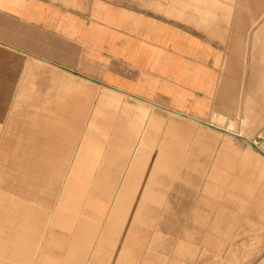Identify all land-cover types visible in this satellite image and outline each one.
Instances as JSON below:
<instances>
[{
  "label": "rangeland",
  "instance_id": "374dc122",
  "mask_svg": "<svg viewBox=\"0 0 264 264\" xmlns=\"http://www.w3.org/2000/svg\"><path fill=\"white\" fill-rule=\"evenodd\" d=\"M121 1L201 37L227 56L229 67L219 68L227 89L219 90L215 105L235 120L206 126L172 111L166 121L154 118L155 177L135 179L139 183L129 187L123 205L127 210L107 221L98 214L108 212L123 179L80 177L95 174L90 171L97 166L91 169L83 152L75 155L76 143L68 139L75 134L79 140L80 124L72 128L67 112L79 116L82 105L90 108L94 99L83 96L96 89L88 80L0 44V264H250L264 254V151L247 139L255 140L256 132L264 138V0H244L234 20L233 0ZM239 128L244 135L235 134ZM19 166L54 168L58 175L82 180L85 193L80 203H69L66 223L46 219L63 178L49 188L44 180L52 174L44 169V182L28 186L31 172ZM146 188L154 193L143 195ZM22 205L34 206L35 221L8 216ZM29 229H35V237L24 250L16 238Z\"/></svg>",
  "mask_w": 264,
  "mask_h": 264
},
{
  "label": "crops",
  "instance_id": "0c3cea01",
  "mask_svg": "<svg viewBox=\"0 0 264 264\" xmlns=\"http://www.w3.org/2000/svg\"><path fill=\"white\" fill-rule=\"evenodd\" d=\"M243 6L244 0H233L230 9L233 20ZM0 44L88 80L96 89L83 96L94 101L90 108L82 105L77 111L81 117L74 111L67 112L72 114V128L80 124L76 129L79 140L75 141V134L68 139L76 143L75 155L83 152L89 156L90 168L97 166L90 171L95 174L80 177L123 179L112 192L113 203L108 212L98 214L104 220L114 219L119 211L127 210L123 205L128 200L129 187L139 183L135 179L155 177L154 118L166 121L172 111L206 126L225 119L235 120L215 105L219 90L223 93L227 89L226 76H221L223 80L219 77V68L228 64L227 56L217 53L216 47L201 37L121 0L72 4L56 0H0ZM231 47L232 50L236 47L234 39ZM58 79L68 89H74L64 79ZM205 114L207 120L200 117ZM235 134L244 135V131L239 128ZM253 137L255 140L248 136L247 139L264 151V138L259 132ZM251 154L248 149L247 157ZM255 161L263 162L259 157ZM50 169L46 168L52 174L48 178L49 188L55 186L58 178L63 179L58 182L56 202L46 212V219L66 223L71 200L80 203L83 198V182L72 174L58 175L57 170ZM31 174L42 176L41 171ZM152 192L146 188L142 194L148 196ZM24 205L8 214L11 218L21 215L35 221L37 210L32 205L26 210ZM23 234L17 236L16 242L28 250L35 229ZM250 264H264V254Z\"/></svg>",
  "mask_w": 264,
  "mask_h": 264
},
{
  "label": "bare ground",
  "instance_id": "6f19581e",
  "mask_svg": "<svg viewBox=\"0 0 264 264\" xmlns=\"http://www.w3.org/2000/svg\"><path fill=\"white\" fill-rule=\"evenodd\" d=\"M208 7V6H207ZM212 7V6H211ZM171 9V8H170ZM214 9V8H213ZM169 10V9H168ZM173 10V9H172ZM162 11H164V10H162ZM175 15V14H174ZM173 15V16H174ZM15 101V100H14ZM44 101V100H43ZM14 103V102H13ZM15 104V103H14ZM55 105V104H54ZM56 106V105H55ZM59 110V109H58ZM63 110V109H62ZM54 111V110H53ZM59 112H60V110H59ZM80 115H82L81 113H80ZM60 117V116H59ZM79 117H81V116H79ZM40 118V117H39ZM83 118V117H82ZM81 118V119H82ZM79 119V121L81 122L82 121V123H84V119ZM26 120V119H25ZM41 121H42V119H40ZM44 120V119H43ZM29 121V120H28ZM40 121V122H41ZM73 121V120H72ZM29 123V122H28ZM27 123V125H29ZM43 123V122H42ZM32 124V123H31ZM19 125V124H18ZM43 125V124H42ZM45 125V124H44ZM43 125V126H44ZM20 126V125H19ZM13 127V126H12ZM26 128L28 127V126H25ZM31 127V126H30ZM33 127V126H32ZM14 128V127H13ZM49 128V127H48ZM13 130V129H12ZM25 130V129H24ZM31 131V130H30ZM43 133L44 132H46V131H42ZM51 133V132H50ZM39 136V135H38ZM29 137V136H28ZM35 137V136H34ZM33 137V138H34ZM25 138H26V136H25ZM35 139V138H34ZM38 139V138H37ZM31 142H33V141H31ZM48 142V141H47ZM44 143H45V141H44ZM50 143V142H49ZM7 144V143H6ZM24 144H25V142H24ZM32 144H34V143H32ZM39 144V143H38ZM41 144V143H40ZM48 144V143H47ZM11 145V144H10ZM12 146H13V143H12ZM52 146V145H51ZM5 148H6V146H4ZM40 147V146H39ZM60 147V146H59ZM42 149V148H41ZM51 149V148H50ZM37 150V149H36ZM40 150V149H39ZM47 150H48V148H47ZM20 152V151H19ZM28 152V151H27ZM48 153V152H47ZM20 154V153H19ZM24 154V153H23ZM34 154H35V151H34ZM10 155H11V153H10ZM44 155V154H43ZM42 154H41V156H43ZM34 157V156H33ZM36 157V156H35ZM38 157V156H37ZM15 158H17V156L15 157ZM28 158H29V156H28ZM34 159V158H33ZM12 160H14V159H12ZM16 161V160H15ZM13 163V162H12ZM14 164H16L15 162H14ZM18 164V163H17ZM24 164V163H23ZM19 165V164H18ZM25 165V164H24ZM30 165H32V164H30ZM35 165H37V164H35ZM8 166H10L9 164H8ZM7 166V167H8ZM22 166V165H21ZM21 166H19V167H21ZM22 169H25V173L26 172H31V173H34V172H38V171H43L44 169H46L45 167H42V166H36V167H30V169H29V167L27 166V168L26 167H21ZM43 178L45 179V178H47V177H45V176H39V175H37V174H31V176H29V178L28 179H26L25 180V183H27V185L29 186L30 184H36V182L37 183H41L42 181H43ZM49 178V177H48ZM48 178H47V180H44L45 181V183H46V186H47V184L49 183V181L50 180H48ZM10 181H12V180H10ZM43 181V182H44ZM9 184V183H8ZM7 185V184H6ZM13 185V184H12ZM19 185V184H18ZM26 185V186H27ZM14 186V185H13ZM24 184H20L19 185V188L20 189H23L24 188ZM16 187V186H15ZM41 188V187H40ZM22 195V194H21ZM32 212V211H31ZM24 213V212H23ZM9 215V214H8ZM15 216H17V215H15ZM23 217V216H22Z\"/></svg>",
  "mask_w": 264,
  "mask_h": 264
}]
</instances>
